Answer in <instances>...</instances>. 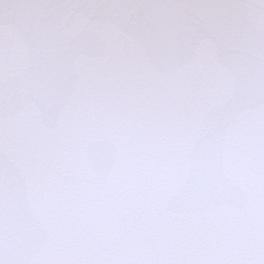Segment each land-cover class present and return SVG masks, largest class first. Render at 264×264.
<instances>
[{
    "label": "snow or ice",
    "instance_id": "obj_1",
    "mask_svg": "<svg viewBox=\"0 0 264 264\" xmlns=\"http://www.w3.org/2000/svg\"><path fill=\"white\" fill-rule=\"evenodd\" d=\"M0 264H264V0H0Z\"/></svg>",
    "mask_w": 264,
    "mask_h": 264
}]
</instances>
